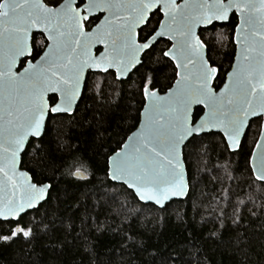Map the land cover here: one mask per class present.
<instances>
[{
    "label": "snow or ice",
    "instance_id": "snow-or-ice-1",
    "mask_svg": "<svg viewBox=\"0 0 264 264\" xmlns=\"http://www.w3.org/2000/svg\"><path fill=\"white\" fill-rule=\"evenodd\" d=\"M49 3L53 7L40 0H0V92L4 94L0 103V174L4 180L0 183L4 189L11 185V191L0 199V241L33 238L39 227L32 221L25 223L24 217L27 209L46 202L53 186L33 183L27 172L17 179V154L29 136L41 135L47 113H71L86 68L102 72L114 68L117 79L135 69L138 90L149 101L147 122L139 133L128 137L133 143L107 160L109 178L134 189L142 200L159 203L169 195H183L180 153L189 138L222 128L226 149L235 151L241 147L247 122L264 120V0H184L182 5L175 0ZM233 8L242 13L252 39L244 38L239 63L228 73L229 84L217 93L210 82L218 69L202 55L205 43L195 28L227 20ZM96 11H106L112 18H105L95 32L85 33L84 27L99 19L92 15ZM161 13L164 20L159 19ZM34 28L46 33L42 55L29 45ZM163 37L171 41V47H159ZM92 44H103L99 58L91 56ZM37 55L36 63L28 60ZM21 57L28 66L14 72ZM161 63H174L179 78L167 97L155 90L157 77L151 66ZM49 92L58 93V99L46 100ZM197 104L208 109L198 124L195 114L190 118ZM256 148L260 151L251 154L252 171L256 180L264 181V133Z\"/></svg>",
    "mask_w": 264,
    "mask_h": 264
},
{
    "label": "trees",
    "instance_id": "trees-1",
    "mask_svg": "<svg viewBox=\"0 0 264 264\" xmlns=\"http://www.w3.org/2000/svg\"><path fill=\"white\" fill-rule=\"evenodd\" d=\"M237 25L233 15L200 31L218 69L217 90L234 62ZM162 41L159 47L171 46ZM46 42L35 35L34 52L42 55ZM151 67L155 90L167 92L177 79L174 63ZM134 73L124 81L113 72L90 73L75 113L50 115L44 136L30 141L22 169L53 187L24 217L39 225L34 237L0 241V264H264V183L250 164L262 120L251 122L235 153L221 134L192 138L184 148L189 195L164 209L109 179L108 157L137 129L145 105ZM203 113L197 108L196 120Z\"/></svg>",
    "mask_w": 264,
    "mask_h": 264
},
{
    "label": "water",
    "instance_id": "water-1",
    "mask_svg": "<svg viewBox=\"0 0 264 264\" xmlns=\"http://www.w3.org/2000/svg\"><path fill=\"white\" fill-rule=\"evenodd\" d=\"M40 2L46 4L45 0H40ZM64 2H65V0H63V1L61 2V4L64 3ZM114 2L119 3L120 0H114ZM124 2H128V0H124ZM209 2H211V0H209ZM78 3H79V0H74V4H78ZM175 3H176L177 5H182V4L184 3V0H175ZM225 3H227V0H225ZM48 6H49V5H48ZM49 7H53V6H49ZM57 7H58V6H57ZM82 7H83V6L81 5V9H82ZM81 9H77V10L79 11V10H81ZM118 14H119V15H122V16H127V15H128L127 12H119ZM161 14L163 15V13H161ZM92 15H94V16H98V17H99V16H102V18H101V20H100V21H99L94 27H92L90 30H88V29L86 28V26H85V27H84V32H85V33H93V32H95L96 29H97L101 24H103L105 18H109V19L112 18V17H110L109 13L106 12V11H96V12L92 13ZM233 15H236V16L238 17V25H237V27H236V29H235V35H234V41H235V45H236V54H235V58H234V62H233V64H232L231 70H230L229 72H232V71H233V66L236 65L237 63H239V61H238V57L240 56V53H241L242 48H243V40H244V38H245V37H248L249 42H251V39H252V38L249 36V33H248V31H247V27H248V26L242 23V13H241L240 11H237L235 8H233V9H231V10L229 11V17H228L227 20H223V21H213V24H211V25H203V24H201V25H199V26H197V27L195 28V34H196L198 37H200V31H201L202 29H207V28L211 27V26L214 25V24H228V23L230 22V19H231V17H232ZM164 19H165V17L163 16V19H162V20H164ZM54 23H55V21H54ZM137 31H139V28H137ZM38 34L43 35V36L45 37V39H46V33H42V30H41V29L34 28V29L31 31L30 35H29V45H30L31 47H33V38H34V36H35V35H38ZM161 39H162V40H167V37H163V38H161ZM200 39H201V37H200ZM81 40H85V37L82 36V37H81ZM46 41H47V40H46ZM201 41H202V39H201ZM238 41H239V42H238ZM202 42H203V41H202ZM170 43H171V41H170ZM45 50H46V48H45ZM103 51H104V46H103V44H92V45L90 46V54H91V56L94 57V58H99L100 54H101ZM42 54H43V53H42ZM2 55H3V53H2V51H0V57H2ZM202 55L205 56L206 61L210 64V62H209V60H208V51H207V47H206V45H205V51L202 53ZM38 59H39V58H38ZM38 59H37V60H38ZM23 60H24L23 57H21V58H19V59L17 60L15 66L13 67V71H14V72H17V73L22 72V71H23V68L28 66V64L26 63L25 66H24L23 68H21V63H22ZM28 60H30L32 63H36V60L33 61V60H32V57H28ZM174 65H175V64H174ZM210 65H211V64H210ZM211 66H212V65H211ZM134 70H135V69H133L131 73H127V74H123V75H121L120 78L117 79V80H118V81H124V80H127V79L129 78V76L134 72ZM109 72H113V73H115V69L113 68V69H109L108 72H102V71L97 70V69L94 68V67H93V68H86L85 71H84V73L82 74V77H81V88H80V91H79V94H78L77 99H76V100L74 101V103H73L71 113H55V114H54V113H47V114L45 115V118H44V121H43L44 127H43V129H42L41 135L38 136V137L29 136V137L25 140L24 148L22 149V151H21L20 153L17 154V177H16L17 179H20V173H21V172H27L26 170L22 169V159H23V155H24V153H25V151H26V149H27V147H28L30 141L33 140V139H34V140H39V139H41V138L44 136V134H45V130H46V126H47V123H48V120H49L50 115H53V116H56V115H73V114L75 113V111H76V108H77V106H78V104H79L81 98H82V95H83V92H84V89H85V84H86V81H87V78H88L89 74H90V73H102V74H107V73H109ZM229 72H228V73H229ZM115 75H116V73H115ZM217 77H218V71H217L215 77L211 80V82H210V86L213 87V89H214L215 92L219 93L222 89L225 88V85L229 84V78H228V74H227V75H226V79H225L224 84L222 85V87H221L220 89L217 90V89L215 88V86H214ZM177 79H179V78L177 77ZM177 79H176V80H177ZM175 84H176V81L174 82V84L172 85V87H171L170 89H173L174 86H175ZM170 89H169V90H170ZM169 90H168L167 92L163 93V94L160 93L158 90H156V91H157V93H158L159 96H161V97H167ZM58 95H59L58 93H51V92H49V93H47V95H46V100H47V97H52V96H56L57 99H58ZM3 98H4V94H3V92H0V103L3 102ZM148 104H149V101H148L147 99H145V105H144V108H143V110H142V112H141L139 125H138L137 129H136L133 133L130 134V136H133V134L139 133L140 130L144 127L145 123L147 122V116L145 115V113H146V111H147V109H146V105H148ZM197 108H202V109L204 110V113H203V115H202L201 117H204V116L206 115V113L208 112V109L205 108L204 105H202V104L193 105V106H192V109H191V113H190V118H191V114H195V111H196ZM201 117H200V118H201ZM200 118H199V120H197V124L199 123ZM254 120H255V118H251L250 121L247 122V126H246V128H245V133H247V130H248V128H249L251 122L254 121ZM210 133L221 134V135L224 137V132H223V129H222V128H213V129H210V130H208V131H205V132L201 133L199 136H202V135H205V134H210ZM261 133H264V120H262V129H261ZM130 136H129V137H130ZM245 136H246V134L243 135V136L240 138V144H241V145H242V142H243ZM191 139H192V138H189V140H191ZM224 139H225V141H226V143H227V140H226L225 137H224ZM189 140H186V141L181 145V153H180V165H181V168L183 169V172H184V193H183V195H180V196H171V195H169V197H168L167 199H163V198H162L161 201H160L159 203H157V202H155L154 200H148V199H144V200H142V199H140V197L136 194V192H135L134 189H129V188L127 187V185H124V186H126L130 191H132V192L136 195V197L138 198V200H139L142 204H144V205H154V206H156V207L159 208V209H164L168 204H170V203L173 202V201H184V200H186L187 197H188V195H189V192H190V185H189L188 171H187V167H186V163H185V159H184V148H185V145L188 144ZM260 140H261V134H260V137H259L258 141H260ZM258 141H257V142H258ZM132 143H133V141H129L128 138H127V140L125 141V143L122 145L121 149L118 150L117 152H123V151H125V145H131ZM240 148H241V147H240ZM240 148L236 149L235 151H232V150H230V149H229V150H230L231 152L235 153V152H238V151L240 150ZM253 151H255V152L258 154L260 150L257 149V148H256V145H255V148H254ZM112 157L114 158V154L112 155ZM250 164H251V168H252V165H253L252 156H251ZM27 173L29 174V176H31V174H30L29 172H27ZM78 174H82L83 178H85V175H84L83 173H77V174H75V176L78 177V178H80V175H78ZM254 176H255V175H254ZM31 177H32V176H31ZM32 178H33V177H32ZM109 179H110V178H109ZM255 179H256V178H255ZM3 180H4V177L2 176V174H0V182H2ZM110 180H111L113 183H115V184L122 185L121 182H119V181H115V180H112V179H110ZM257 181H259V180H257ZM32 182H33V183H36V182H34V180H32ZM259 182L264 183V181H259ZM10 191H11V185H9V186L7 187V189H4V188H3V184L0 183V199H2V198L6 195V193H7V192H10ZM50 191H51V189H50ZM47 199H48V198H47ZM46 201H47V200H46ZM44 203H45L44 201H41L40 204H38L36 207H33V208H30V209H27V213H28V212H31V211H34V210H36V209H38V208H39L42 204H44Z\"/></svg>",
    "mask_w": 264,
    "mask_h": 264
},
{
    "label": "flooded vegetation",
    "instance_id": "flooded-vegetation-1",
    "mask_svg": "<svg viewBox=\"0 0 264 264\" xmlns=\"http://www.w3.org/2000/svg\"><path fill=\"white\" fill-rule=\"evenodd\" d=\"M161 15H162V14H161ZM162 19H163V15H162ZM170 47H171V46H170ZM32 60H33V59H32ZM33 61H34V60H33ZM25 64H26V63H24V66H25ZM24 66H23V67H24ZM23 67H22V63H21V68H23Z\"/></svg>",
    "mask_w": 264,
    "mask_h": 264
}]
</instances>
